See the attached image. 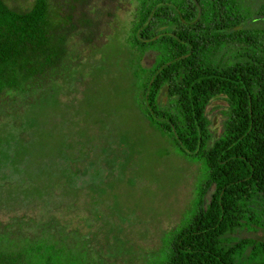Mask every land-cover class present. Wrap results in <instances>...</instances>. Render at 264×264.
<instances>
[{
  "label": "trees",
  "instance_id": "1",
  "mask_svg": "<svg viewBox=\"0 0 264 264\" xmlns=\"http://www.w3.org/2000/svg\"><path fill=\"white\" fill-rule=\"evenodd\" d=\"M132 1L127 39L145 116L181 155L201 158L206 173L193 214L169 230L153 264H246L264 255V235L237 236L264 231V29L242 26L264 13L253 12L249 0H0V119L21 115L25 104L16 103L106 41L116 12ZM225 47L233 59L218 56ZM150 50L153 63L144 66L140 59ZM163 88L167 104L159 101ZM217 95L228 109L222 133L209 144L205 108ZM0 161L4 170L17 164L7 154ZM40 213L0 222V264H109L94 235L52 208Z\"/></svg>",
  "mask_w": 264,
  "mask_h": 264
},
{
  "label": "rangeland",
  "instance_id": "2",
  "mask_svg": "<svg viewBox=\"0 0 264 264\" xmlns=\"http://www.w3.org/2000/svg\"><path fill=\"white\" fill-rule=\"evenodd\" d=\"M249 2L253 12L264 13V0ZM134 8L132 1L117 11L106 41L72 58L60 80L16 103L25 104L21 115L0 119V154L17 163L4 170L0 161V222L41 218V210L52 208L58 219L94 235V248L109 264H153L161 258L169 230L193 214L206 174L201 158L181 155L145 116L132 74L136 54L127 39ZM242 26L264 29V14L252 13ZM154 56L147 51L141 64L150 66ZM218 56L233 59L226 47ZM159 101L168 103L165 88ZM227 109L220 95L207 103L209 144L222 133ZM263 235L250 228L237 236ZM110 250L117 255L108 256ZM246 264H264V255Z\"/></svg>",
  "mask_w": 264,
  "mask_h": 264
}]
</instances>
